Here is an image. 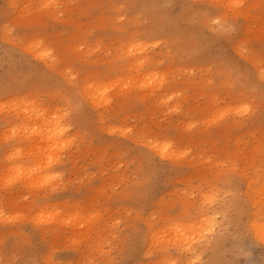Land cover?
I'll return each mask as SVG.
<instances>
[{
  "label": "rangeland",
  "instance_id": "obj_1",
  "mask_svg": "<svg viewBox=\"0 0 264 264\" xmlns=\"http://www.w3.org/2000/svg\"><path fill=\"white\" fill-rule=\"evenodd\" d=\"M162 1L0 0V264H152L161 255L162 261H157L160 264L170 260L175 263L168 264H264V235H259L263 238L258 240L249 227L255 216L264 223L262 194H254L261 179L264 181V0ZM251 3L257 6L252 7ZM209 17L211 20L205 19ZM157 38L162 40L155 42ZM150 40L155 43H148ZM143 45L148 53L141 48ZM28 47L39 48L43 57ZM124 47H129L130 52ZM145 53L149 58L153 56L149 59L153 62L145 58ZM134 55L146 60L141 71L150 67L146 73L151 72V78L144 69L140 73L143 80L136 82L135 77L141 76L136 66L124 68ZM119 56L125 62L130 56L131 61L123 63ZM108 78L109 84L103 83ZM84 79L88 83L99 81L101 85L91 82L93 87L91 83L89 86ZM64 80H68V85ZM151 80L159 84L155 86ZM82 82L84 87L79 86ZM117 83L125 87L119 88ZM139 83L150 84L151 88ZM160 84L164 86L158 87ZM80 88L93 93L89 94L90 101L86 91L85 95L80 94ZM128 89L132 92L126 93ZM94 97H101L102 101L96 105L98 100ZM25 105L29 106L28 111ZM236 106H245V110L240 109L244 110L241 113ZM35 114L42 118L38 120ZM62 116L63 119L58 118ZM20 122L24 124L22 128L18 126ZM47 128L69 132L58 136L61 142L54 139L53 146L45 136L36 137ZM15 131H19L20 138ZM36 141L43 145V152ZM155 141L154 144L160 141L169 145L173 154L168 149L163 154L162 144L151 149ZM42 142L51 145L45 147L52 152L46 151ZM53 147L55 151L51 150ZM168 152L169 157H178H165ZM9 154L16 159L5 157ZM9 162L23 167H11ZM9 166L12 170L5 169ZM250 177L256 182L250 184ZM246 182L252 189L256 184L257 189L252 190ZM205 191L207 195H202ZM209 191L215 193L214 200L219 202L209 201L213 198ZM200 195H209L204 198L208 203ZM256 196L262 198L260 202ZM255 197L257 203L251 206ZM201 212L208 217L215 213L211 219L216 218L219 224L209 225L212 231L205 226L203 233L200 230L199 235H193V241L203 236L198 238L200 241L196 238L194 245L189 246L190 239L185 241L182 245L189 246L190 253L182 246L171 245V241L164 245L163 237L159 241L154 235V240L148 237L158 224L163 225V219L165 224L170 220L190 221L192 217L200 222ZM214 220L211 224H215ZM156 240L159 244L162 241L160 248L156 246L159 250ZM148 243L154 244V249ZM164 248L168 251H162ZM189 257L193 258L191 263L184 262L183 259L191 260Z\"/></svg>",
  "mask_w": 264,
  "mask_h": 264
},
{
  "label": "bare ground",
  "instance_id": "obj_2",
  "mask_svg": "<svg viewBox=\"0 0 264 264\" xmlns=\"http://www.w3.org/2000/svg\"><path fill=\"white\" fill-rule=\"evenodd\" d=\"M151 1H152V0H151ZM156 1H157V0H156ZM10 2H11V1H10ZM154 2H155V1H154ZM154 2H153V3H154ZM159 2H160V0H159ZM162 2H163V1L161 0L160 3H162ZM229 2L231 3V0H229ZM254 2H256V0H255ZM254 2H253V4H254ZM259 2H260V1H259ZM261 2H262V0H261ZM8 4H9V3H8ZM49 4H50V5H49ZM49 4H48L49 6L52 5L51 3H49ZM227 4H228V3H227ZM227 4H226V5H227ZM251 4H252V3H251ZM253 4H252V5H253ZM46 5H47V4H46ZM99 5L102 6V4H99ZM159 5H161V4H159ZM186 5H187V4H186ZM230 5H231V4H230ZM234 5H235V2H234ZM257 5H258V2H257ZM257 5L255 4V5H253L252 7L257 6ZM11 6H12V5H11ZM153 6H157V7H158V4H156V5L153 4ZM153 6H152V7H153ZM231 6H233V4H232ZM250 6H251V5H250ZM261 6H263V5H261ZM261 6H260V7H261ZM160 7H162V6H160ZM182 7H183V6H182ZM187 7H188V6H187ZM224 7H225V6H224ZM228 7H230V6L228 5ZM260 7H257V8H260ZM154 8H155V10H156V7H154ZM194 8H195V7H194ZM197 8H198V7H197ZM11 9H12V7H11ZM159 9H160V8H159ZM180 9H181V8H180ZM200 9H201V8H200ZM14 10H15V9H14ZM171 10H172V8H171ZM191 10H192V9H191ZM159 11H160V10H159ZM159 11H157V12L159 13ZM183 11H184V10H183ZM191 13H192V12H191ZM163 14H164V13H163ZM176 14H177V13H176ZM195 14H196V13H195ZM160 15H161V14H160ZM191 15H192V14H191ZM199 15H200V14H199ZM176 16H177V15H176ZM192 16H193V15H192ZM194 17H195V16H194ZM207 17H208V16H207ZM183 18H184V17H183ZM191 18H192V17H191ZM202 18H203V17H202ZM211 18H212V16H211ZM134 19H135V18H134ZM205 19H206V20H207V19H210V17H209V18H205ZM212 19L215 20L214 18H212ZM216 19H218V18H216ZM34 20H35V19H34ZM202 20H203V19H202ZM210 20H211V19H210ZM213 20H212V21H213ZM129 21H130V20H129ZM176 21H177V20H176ZM215 21H216V20H215ZM217 21H218V20H217ZM219 21H220V20H219ZM189 22H190V20H189ZM208 22H210V21H208ZM179 23H180V22H179ZM199 23H200V22H199ZM210 23H211V22H210ZM204 24H206L205 21H204ZM216 24H217V23H216ZM218 24H219V23H218ZM185 25H186V24H185ZM207 25H209V23L206 24L205 26H207ZM211 25H212V24H211ZM213 26H214V25H213ZM219 26H220V25H219ZM194 27H195V26H194ZM203 27H204V26H203ZM207 27H209V26H207ZM223 27H224V26H223ZM128 28H129V27H128ZM130 28H131V27H130ZM195 28H196V27H195ZM195 28H194V29H195ZM209 29H211V28L209 27ZM128 30H129V29H128ZM190 30H191V29H190ZM211 31H212V30H211ZM175 32H176V31H175ZM193 32H194V31H193ZM206 32H207V31H206ZM77 33H79V32H77ZM77 33H75V34L79 36V34H77ZM210 33H211V32H210ZM124 34H126V33H124ZM129 34H130V33L128 32V35H129ZM168 35H169V34H168ZM172 35H173V34H172ZM78 36H75V37L78 38ZM136 36H137V35H136ZM208 36H209V35H208ZM212 36H213V33H212ZM73 37H74V36H73ZM75 37H74V38H75ZM82 37H83V35H82ZM123 37H124V36H123ZM127 37H128V36H127ZM149 37H150V36H149ZM163 37H164V35H163ZM163 37H161V38H163ZM187 37H189V36H187ZM125 38H126V37H125ZM129 38H130V37H129ZM133 38H134V37H133ZM150 38H151V37H150ZM78 39H79V38H78ZM136 39H138V38H136ZM151 39H153V38H151ZM157 39H158V40H156L155 42L159 41L160 38H157ZM165 39H167V37L164 38V40H165ZM186 39H189V38H186ZM186 39H185V40H186ZM207 39H208V38H207ZM160 40H162V39H160ZM119 41H120V40H119ZM133 41H134V40H133ZM137 41H138V40H137ZM152 41H154V39H153ZM152 41L150 40V42L148 41V43H151V44H152V43H155V42H152ZM165 41H166V40H165ZM188 41H189V40H187V42H188ZM123 42L125 43V41H123ZM128 42H129V41H127L126 43H128ZM139 42H141L140 39H139ZM139 42H138V43H139ZM120 43H121V42H120ZM133 43H134V42H132L131 44H133ZM141 43H146V42L143 41V42H141ZM165 43H166V42H165ZM122 44H123V43H122ZM131 44H129L128 46H131ZM134 44H135V43H134ZM125 45H127V44H125ZM135 45H136V44H135ZM121 46L123 47L124 44L121 45ZM136 46H137V45H136ZM143 46H144V45H143ZM183 46H184V45H183ZM125 47H127V46H125ZM125 47H124L125 50H127V49H128L127 51L130 50L129 47H128V48H125ZM145 47H146V45H145L144 47L141 46V48H144V50L146 51L147 49H145ZM29 48H30V50L32 49L31 47H28V49H29ZM137 48H138V47H137ZM32 50H33V49H32ZM34 50H36L37 53H33V54H37V56L40 55V56L43 57V54H41V53L39 52V48L35 47ZM34 50H33V51H34ZM122 50H123V49H122ZM141 50H142V49H141ZM141 50H140V51H141ZM159 50H160V49H159ZM161 50H162V48H161ZM161 50H160V52H161ZM163 50H164V49H163ZM138 51H139V50H137V52H135V53H137V55H139V54H138ZM145 51H144V52H145ZM31 52H32V51H31ZM129 52H130V51H129ZM129 52H128V53H129ZM131 52L133 53V51H131ZM141 52H142V51H141ZM146 52H147V51H146ZM168 52H169V51H168ZM70 53H71V52H70ZM126 53H127V52H126ZM139 53H140V52H139ZM147 53H148V52H147ZM147 53H145V55H146ZM122 54L124 55L123 52H122ZM133 54H134V53H133ZM143 54H144V53H143ZM128 55H129V54H128ZM130 55H131V53H130ZM145 55H144V56H145ZM132 56H133V55H132ZM132 56H131V57H132ZM140 56H141V53H140ZM148 56H150V55H146L145 58L147 57L148 60H149V59H153V56H152V58H151V57L149 58ZM128 57H130V56H127V58H126V59H127V60H126L127 62H128V59H129ZM45 58H46V57H45ZM133 58H137L136 55H134ZM133 58H132V61L134 60ZM147 58H146V59H147ZM119 59L122 60V59L120 58V56H119ZM119 59H118V60H119ZM155 59H156V58H155ZM155 59H154V60H155ZM43 60H45V59H43ZM83 60H84V59H83ZM116 60H117V59H116ZM116 60H114V62H116ZM148 60H147V61H148ZM252 60H254V59H252ZM85 61H86V60H85ZM129 61H131V60L129 59ZM132 61L127 63V62H125V61L122 60L121 62H123V63H124V62L127 63L126 66H125V64H124V66H125L124 68H127L128 66H131V69H133L132 66L135 65V66H136V69L140 71V72H139V71H137V70L135 69L136 72H137L136 74H138V72H139V74L142 73V72H144V69H146V70H145V73H146L147 69L150 68V67H148V68L145 67V68H143V71H141L142 67L144 66L143 64L146 62V60L143 59V58H140V57H139V58H137L133 63H132ZM149 61H151V60H149ZM155 61H156V60H155ZM82 62H83V61H82ZM94 62H95V61H94ZM114 62H113V63H114ZM151 62H153V61H151ZM87 63H88V62H87ZM91 63H92V62H91ZM107 63H108V62H107ZM113 63H112V64H113ZM116 63H118V62H116ZM116 63H115V65L118 66L119 64L117 65ZM123 63H122V65H123ZM147 63H148V62H147ZM168 63H170V61H169ZM105 64H106V63H105ZM91 65H92V64H91ZM115 65H113V66H115ZM255 65H256V63L254 64V66H255ZM104 66H105V65H104ZM113 66H111L112 69H113ZM145 66H149V65H146V64H145ZM255 67H256V66H255ZM259 67H260V65H259ZM259 67H258V69H260ZM50 68L52 69V67H50ZM95 68H96V67H95ZM103 68H104V67H103ZM124 68H123V70H125ZM151 68H152V67H151ZM263 68H264V67H263ZM54 69H55V68H54ZM96 69H97V68H96ZM116 69H118V68H116ZM119 69H120V68H119ZM119 69H118V71H119ZM127 69H128V68H127ZM127 69H126V70H127ZM129 69H130V68H129ZM131 69H130V71H131ZM95 71H97V70H95ZM100 71H102V70H100ZM105 71H106V70H105ZM114 71H116V70H114ZM114 71H112V72H114ZM256 71H257V69H256ZM259 71H260V70H259ZM259 71H258V72H259ZM263 71H264V70H263ZM40 72H41V71H40ZM63 72H64V71H63ZM109 72H110V70L108 71V73H109ZM112 72H111V73H112ZM125 72H126V71H125ZM261 72H262V71H261ZM261 72H259V73H261ZM61 73H62V72H61ZM61 73H60V74H61ZM106 73H107V72H106ZM114 73H115V72H114ZM147 73H148V72H147ZM147 73H146V74H147ZM149 73H150V78H151V72H149ZM149 73H148L147 75H146V74H144V75L148 76ZM62 74H66V73L64 72V73H62ZM123 74H125V73H123ZM123 74H122V75L120 74V75H121L120 77L123 76V78H124L125 76H124ZM262 74H263V73H262ZM88 75H89V74H88ZM90 75H91V74H90ZM140 75L142 76L143 74H140ZM112 76L115 77L116 74H115V75H112ZM118 76H119V75H118ZM118 76H117V78L119 79ZM130 76H132V75H130ZM135 76H137V75H135ZM141 76H139V77H138V76L135 77L136 80H137L136 82H138V80H140V81L143 80L142 78H143L144 76H142V77H141ZM146 76H145V77H146ZM155 76H156V77H155ZM155 76H154V77H155L154 79L156 80V78H158V77H157V75H155ZM62 77H63V76H62ZM64 77H67V76L65 75ZM228 77H229V76H228ZM86 78H87V77H86ZM111 78H112V77H111ZM117 78H116L115 80H117ZM133 78H134V75H133ZM249 78H250V77H249ZM62 79H63V78H62ZM64 79H65V78H64ZM82 79H83V78H82ZM120 79H121V78H120ZM120 79H119V81H120ZM127 79H128V77H127ZM127 79H126V81H127ZM152 79H153V78H152ZM258 79H259V78H258ZM65 80H66V79H65ZM65 80H64V82H65ZM84 80H87V79H84ZM95 80H96V79H95ZM110 80H111V79H110ZM110 80H109V78H108V82H107V81H104L103 83L106 82L107 84H109V81H110ZM124 80H125V79H124ZM124 80H121V82H122V81L124 82ZM131 80H132V79H131ZM157 80H158V79H157ZM67 81H68V80H67ZM67 81H66L65 83H67ZM112 81H113V80H112ZM119 81H118V82H119ZM129 81H130V80H129ZM134 81H135V80H134ZM140 81H139V82H140ZM146 81H147V80H146ZM148 81L150 82V79H149ZM158 81H160V78H159ZM158 81H157V82H158ZM73 82H74V81H73ZM73 82H71V84H72ZM76 82H77V80H76ZM84 82L87 83V85L90 86L89 83L92 82V83L94 84L95 81H94V82L91 81V82L88 83V80H87V82H86V81H84ZM116 82H117V81H115L114 83H116ZM127 82H128V81H127ZM127 82H126V84H127ZM132 82H133V80H132ZM149 82H148V83H149ZM151 82H154L153 85H155V86H157V85L159 84V83H157V85H156V84H155V81H152V80H151ZM161 82H162V81H161ZM161 82H160V83H161ZM164 82H165V80H164L162 83H164ZM203 82H204V81H203ZM227 82L230 83L228 80H227ZM252 82H253V81H252ZM92 83H91V86L93 87ZM111 83H113V82H111ZM119 83H120V82H119ZM133 83H134V85L136 84L135 82H133ZM144 83H146V82H144ZM144 83H143V84H144ZM69 84H70V83H69ZM71 84H70V85H71ZM95 84H100V85H101V83H99V81H98V83L95 82ZM95 84H94V85H95ZM107 84H105L106 87H107ZM117 84H118V83H117ZM128 84H129V82H128ZM139 84H141V83H139ZM143 84H141V85H139V86H142ZM151 84H152V83H151ZM164 84H165V83H164ZM210 84H211V83H210ZM65 85H66V84H64V86H65ZM67 85H68V83H67ZM76 85H77V84H76ZM87 85H86L85 88H88ZM113 85H114V84H113ZM113 85H112V86H113ZM115 85H116V84H115ZM144 85H145V84H144ZM147 85H148V84H146L145 86H147ZM72 86H75V85H72ZM79 86L84 87V86H83V82H82V85H79ZM79 86H78V88H79ZM96 86H97V85H96ZM96 86H95V88H96ZM98 86H99V85H98ZM102 86H104V85H102ZM102 86H100V87L102 88ZM121 86H122V84L120 85V87H119V84H118V87H119V88H121ZM130 86H131V90L133 91V89H132V85H131V82H130ZM130 86H129V87H130ZM137 86H138V85H137ZM145 86H143V87H145ZM150 86H151V85L149 84L147 87L149 88ZM162 86H164V85L162 84ZM162 86H161V84H160V86H158V87H162ZM106 87H104V88H106ZM109 87H110V86H109ZM114 87H117V85L114 86ZM124 87H125V85L122 86V88H124ZM143 87H142V88L139 87L140 90H142ZM199 87H200V86H199ZM263 87H264V86H263ZM68 88H70V86H69ZM74 88H75V87H74ZM85 88H84V90H83L82 88H80V89H81L80 92H82V90H83V92L80 93L81 95H82L83 93H84V95H85V93L88 91V90H85ZM134 88H135V87H134ZM137 88H138V87H137ZM137 88H136V90H138ZM150 88H151V87H150ZM150 88H149V89H150ZM72 89H73V88H72ZM88 89H91V88H88ZM92 89H94V88H92ZM92 89H91V90H92ZM109 89L111 90V88H109ZM109 89H108V90H109ZM113 89H114V88L112 87V90H113ZM152 89H153V88H152ZM154 89H155V87H154ZM159 89H160V88H159ZM260 89H261V88H260ZM73 90H75V89H73ZM97 90H98V89H97ZM101 90H102V89H101ZM105 90H106V89H105ZM108 90H107V91H108ZM120 90H121V89H120ZM134 90H135V89H134ZM160 90H161V89H160ZM160 90H159V91H160ZM84 91H86V92H84ZM92 91H93V90H92ZM95 91H96V90H95ZM103 91H104V90H103ZM118 91H119V90H118ZM132 91H131V92H132ZM148 91H149V90H148ZM148 91H147V92H148ZM155 91H156V90H155ZM242 91H243V90H242ZM88 92H89V91H88ZM88 92H87V93H88ZM93 92H94V91H93ZM100 92H101V91H100ZM104 92H105V91H104ZM115 92H117V91H115ZM123 92H126V91H123ZM129 92H130V91H129V89H128V92H126V93H129ZM131 92H130V93H131ZM90 93H91V92H90ZM90 93L86 94V95H88V96H86L87 98L89 97V94H90ZM94 93H95V92H94ZM97 93H99V92H97ZM121 93H122V90H121ZM92 94H93V93H92ZM92 94H90V96H91ZM106 94H107V93H105V95H106ZM251 94H252V92H251ZM84 95H83V96H84ZM99 95H101V94H99ZM64 96H65V95H64ZM66 96H67V95H66ZM66 96H65V97H66ZM68 96H69V94H68ZM68 96H67V97H68ZM103 96H104V95H103ZM103 96H102V98L105 97V96H104V97H103ZM106 96H107V95H106ZM116 96H117V94H116ZM132 96H133V94H132ZM245 96H246V95H245ZM117 97H118V96H117ZM122 97H123V96H122ZM91 98H93V97H91ZM100 98H101V97H99V99H100ZM102 98H101V99H102ZM64 99H65V98H64ZM66 99H68V98H66ZM94 99H95V100H96V99L98 100V101L96 100V101H97V104H96V101H95V100H94V102H93V103H95L96 105H98V102L102 101L101 99L99 100L98 98H95V97H94ZM104 99H105V98H104ZM107 99H108V96H107ZM107 99H106L105 101H107ZM88 100L90 101V97H89ZM92 100H93V99H91V101H92ZM64 101L66 102L67 100H64ZM70 101L72 102V98H71V96H70L69 102H70ZM118 101H120V100H118ZM243 101L245 102V100H243ZM17 102H18V101H17ZM17 102H16V103H17ZM19 102H22V101H20V99H19ZM19 102H18V103H19ZM248 102H249V101H248ZM93 103H92V104H93ZM65 104H68V102H66ZM95 104H94V105H95ZM241 104H242V103H241ZM245 104H246V103H245ZM248 104H249V103H247V106H248ZM0 106H1V105H0ZM2 106H3V105H2ZM25 106H26L27 111H28L29 106H28V105H25ZM247 106H246V108H248ZM12 107H13V106H12ZM12 107H11V108H12ZM17 107L20 108L19 106H17ZM17 107H16V108H17ZM236 107L239 108L238 110L241 112L242 110H240V109H244L245 106H244L243 108H240V106H236ZM241 107H242V106H241ZM5 109H7V108H5ZM5 109H4V110H5ZM13 109H15V108H13ZM24 109H25V107H24ZM235 109H236V108H233V111H235ZM10 110H11V109H10ZM22 110H23V109H22ZM228 110L231 111V108L228 109ZM244 110H245V109H244ZM244 110H243V111H244ZM6 111H7V110H6ZM30 111H31V110H30ZM30 111H29V113H30ZM236 111H237V109H236ZM236 111H235V112H236ZM243 111H242V112H243ZM13 112H16V111H13ZM20 112H21V111H20ZM22 112H23V111H22ZM31 112H32V111H31ZM242 112H241V113H242ZM10 113H11V112H10ZM23 113H24V112H23ZM215 113H216V112H215ZM25 114H26V113H25ZM32 114H33V112H32ZM216 114L218 115L219 113H216ZM232 114H233V113H232ZM35 115H36V114H35ZM37 115H41V114L38 113ZM37 115H36L35 117H37ZM239 115H240V114H239ZM24 116H25V115H24ZM44 116H45V114L43 115V117H44ZM58 116H59V115H58ZM218 116H219V115H218ZM218 116H217V117H218ZM17 117H18V116H17ZM27 117L29 118V116H27ZM30 117H31V115H30ZM46 117H47V116H46ZM209 117H211V116H209ZM217 117H216V118H217ZM234 117H235V115H234ZM37 118H38V120H40L39 118H42V116L37 117ZM47 118H48V117H47ZM49 118H51V117H49ZM49 118H48V119H49ZM58 118L63 119V116H62V118H61V117H58ZM235 118H239V116H238V117H235ZM235 118H234V119H235ZM30 119H31V118H30ZM43 119H44V118H43ZM51 119H52V118H51ZM51 119H50V120H47V121H45V122L47 123L48 121H51ZM208 119H210V118H208ZM208 119H207V120H208ZM32 120H33V118H32ZM55 120H56V118H55ZM55 120H54V121H55ZM30 121H31V120H30ZM52 121H53V120H52ZM57 121H58V120H57ZM235 121H236V120H235ZM33 122H34V121H33ZM40 122H41V121H40ZM59 122L61 123L62 120L59 121ZM206 122L209 123V120L206 121ZM210 122H212V118L210 119ZM22 123H24V122L22 121ZM42 123H44V122H42ZM50 123H53V122H50ZM14 124H16V123H14ZM24 124H25V123H24ZM24 124H21V122H20V124H18V126L20 125L21 128H22V126H23ZM30 124H31V123H30ZM35 124H36V126H37V123H35ZM57 124H58V122H57ZM57 124H56V125H57ZM63 124L66 125V123H64V122H63ZM63 124H61V125L58 124V125L63 126ZM68 124H69V123H68ZM230 124H231V123H230ZM235 124H236V123H235ZM262 124H263V123H262ZM262 124H261V125H262ZM16 125H17V124H16ZM32 125H33V124H32ZM40 125H42V124H40ZM40 125H39V126H40ZM47 125H48V124H47ZM47 125H46V126H47ZM52 125H53V124H52ZM237 125H238V124H237ZM251 125H252V124H251ZM263 125H264V124H263ZM39 126H38V128H42L41 126H40V127H39ZM46 126H45V127H46ZM254 126H255V125H254ZM14 127H16V126L14 125ZM25 127H27V124L25 125ZM28 127H29V126H28ZM31 127H33V126H31ZM31 127H30V128H31ZM48 127H49V126H48ZM67 127H69V126H67ZM67 127H66V128H67ZM189 127L191 128L192 126H189ZM238 127H239V126H238ZM12 128H13V127H12ZM34 128H35V126H34ZM63 128H64V127H63ZM66 128H65V130H66ZM247 128H248V127H247ZM255 128H256V126H255ZM17 129H18V127H17ZM17 129H16V131H17ZM24 129H25V128H24ZM26 129H28V128H26ZM31 129H32V128H31ZM31 129L29 130L30 132H32ZM11 130H12V129H11ZM40 130H41V129H40ZM42 130H43V129H42ZM247 130H248V129H247ZM253 130H254V129H253ZM262 130L264 131V129H262ZM262 130H261V131H262ZM7 131H8V130H7ZM16 131H15V132H16ZM63 131H64V130H61V129L58 130V129H54V128H53V129H48V128H47V129H44V132H42L41 134H37V136H36V135H35V136H36V137H40L39 139H41L42 137L45 136V138H46V140H47L46 142L48 143V140H49V144H52V143L54 142V141H53L54 139L58 138V136H62V135H64L65 132L67 133L68 129H67V131H65V132H63ZM245 131H246V130H245ZM259 131H260V130H259ZM8 132H9V131H8ZM15 132H14V134H15ZM23 132H24V131H23ZM62 132H63V134H61ZM68 132H69V131H68ZM32 133H33V132H32ZM34 133H36V132H34ZM34 133H33V134H34ZM46 133H47V134L49 133V135L47 136ZM66 133H65V134H66ZM248 133H249V132H248ZM252 133H253V132H252ZM260 133H262V132H260ZM9 134H10V133H9ZM9 134H8V135H9ZM23 134L25 135V133H22V135H23ZM30 134H31V133H30ZM33 134H32V136H33ZM50 134H51V135H50ZM250 134H251V133H250ZM253 134H254V133H253ZM5 135H7V134H5ZM11 135H12V134H11ZM11 135H9V136H11ZM16 135H17V136L20 135L19 131H18V133L16 132L15 136H16ZM27 135L30 136L29 133H28ZM27 135H26V138H27ZM69 135H70V134H69ZM32 136H31V137H32ZM46 136H47V137H46ZM66 136H67V135H66ZM259 136H261V134H260ZM18 137H19V136H18ZM18 137H17V139H19L21 136H20L19 138H18ZM62 137H63V136H62ZM254 137H255V135H254ZM4 138H5V137H4ZM29 138H30V137H29ZM29 138H28V139H29ZM33 138H35V137L33 136ZM33 138H30V139L33 140ZM60 138H61V137H60ZM258 138H259V137L257 136V139H258ZM261 138H262V137H261ZM12 139H13V138H12ZM35 139H36V138H35ZM64 139H65V138H64ZM64 139H63V140H64ZM198 139H200V138H198ZM253 139H254V138H253ZM1 140H2V139H1ZM14 140H15V138H14ZM23 140H24V137L21 139V141H23ZM43 140H44V138L42 139V141H43ZM57 140H59V138L56 139L55 141H57ZM65 140H66V139H65ZM195 140H196V139H194V141H195ZM255 140H256V139H255ZM255 140H254V141H255ZM15 141H17V140H15ZM18 141H19V140H18ZM38 141H40V140H38ZM59 141L61 142L62 140H59ZM67 141H68V140H67ZM254 141H253V142H254ZM25 142H26V141H25ZM34 142H35V141H34ZM34 142H32V144H33ZM36 142H37V141H36ZM46 142H45V143L42 142L43 144H45L44 147H45V146L48 147V145H46V144H47ZM50 142H51V143H50ZM157 142H158L159 145L162 144V146L160 147V151H162L163 154H164V152L166 151V149H168V147L170 148L169 145L165 146V145H163V143H159L160 141H157ZM161 142H166V141H165V140H164V141L161 140ZM13 143H14V142H13ZM37 143H38V142H37ZM56 143H57V142H56ZM58 143H59V142H58ZM154 143H156V141L152 143V146H151L152 148L149 146L151 149H154V147H155V149H156V147H159L158 144H154ZM261 143H262V142H261ZM19 144H20V143H19ZM25 144H26V143H25ZM25 144L23 143V145H25ZM34 144H35V143H34ZM38 144H40V143H38ZM259 144H260V143H259ZM16 145H17V144H16ZM52 145L54 146L55 144L53 143ZM252 145H253V144H252ZM252 145H251V147L254 146V145H253V146H252ZM260 145H261V144H260ZM12 146H13V145H12ZM12 146H11V148H12ZM14 146H15V145H14ZM21 146H22V145H21ZM50 146H51V145H50ZM50 146H49V147H50ZM57 146H58V145L56 144V148H57ZM24 147H25V146H24ZM37 147H38V145H37ZM41 147H43L42 144H40V148H39V149H41ZM49 147H48V148H49ZM249 147H250V146H248V148H249ZM251 147H250V148H251ZM254 147H255V146H254ZM256 147H257V146H256ZM16 148H17V147H16ZM19 148H21V147H19ZM45 148H46V147H45ZM42 149H43V148H42ZM42 149H41V151H42ZM46 149H47V148H46ZM57 149H58V148H57ZM171 149H172V148H171ZM251 149L254 151L256 148H254V149L251 148ZM4 150H5V148H4ZM13 150L15 151V149H13ZM13 150H12V151H13ZM37 150H38V148H37ZM44 150H45V149H44ZM51 150H54V147H53V149L51 148ZM55 150H56V149H55ZM55 150H54V151H55ZM172 150H173V149H172ZM20 151H21V150H20ZM46 151H48V152H52V151H49L48 149H47ZM46 151H45V152H46ZM157 151H158V150H157ZM167 151H169V149H168ZM167 151H166V152H167ZM250 151H251V150H250ZM2 152H3V151H2ZM18 152H19V149H18ZM18 152H17V153H18ZM37 152H38V151H37ZM42 152H43V151H42ZM162 152H160V154H162ZM169 152H170V151H169ZM169 152H168L167 155L165 154V157H167V158L169 157ZM173 152H174V151H173ZM246 152H249V150L246 151ZM246 152H245V153H246ZM17 153H16V154H17ZM19 153H20V152H19ZM19 153H18V154H19ZM21 153H22V152H21ZM157 153L159 154V152H157ZM170 153L173 154L172 152H170ZM174 153L176 154V153H178V152L175 151ZM242 153H243V152H242ZM242 153H241V154H242ZM6 154H7V153H6ZM11 154H12V152H11ZM16 154H15V155H16ZM49 154L52 155V153H48V155H49ZM54 154H55V152H54ZM163 154H162V156H163ZM182 154H183V153H182ZM182 154H181V156H182ZM251 154H254V153L251 152ZM251 154H250V156H251ZM257 154H258V152H257ZM7 155H8V154H7ZM19 155L21 156V154H19ZM179 155H180V154H179ZM0 156H1V155H0ZM16 156H18V155H16ZM40 156H41V155H40ZM46 156H47V155H46ZM52 156H53V155H52ZM52 156H50V157H52ZM170 156H171V155H170ZM174 156H175V157L172 156V157H169V158H173V159H174V158L178 157V156H176V155H174ZM5 157H7V158L9 157V159H10V157L12 158L13 156H10V154H9V156H5ZM43 157H44V156H43ZM43 157H42V158H43ZM262 157H263V156H262ZM45 158H46V157H45ZM163 158H164V156H163ZM252 158H253V157H252ZM1 159H2V158H1ZM13 159H16V158H12V160H13ZM18 159H19V156H18V158H17V162H18ZM36 159H37V158H36ZM51 159H52V158H51ZM249 159H250V158H249ZM6 160H8V159H6ZM6 160H5V161H6ZM12 160H11V161H12ZM20 160H21V157H20ZM20 160H19V161H20ZM45 160H46V159H45ZM250 160H251V159H250ZM253 160H254V159H253ZM1 161H2V160H1ZM3 161H4V159H3ZM14 161H15V160H14ZM52 161H53V160H52ZM52 161H50V162L52 163ZM242 161H243V160H242ZM245 161H247V160H245ZM42 162H43V161H42ZM247 162H248V161H247ZM251 162H253V161H251ZM9 163H10V162H9ZM12 163H13V162L10 163L11 167H12L16 162H14L13 165H12ZM43 163H44V162H43ZM51 163H50V164H51ZM47 164H49V162H48ZM244 164H245V163H244ZM249 164H250V163H249ZM3 165H4V164H3ZM5 165H6V164H5ZM15 165H16V166H15ZM15 165H14V167H17V166L23 167L22 164H20V165H19V164H18V165L15 164ZM25 165H26V164H25ZM247 165H248V164H247ZM189 166H190V165H189ZM248 166H249V165H248ZM27 167H28V165H27ZM242 167H243V166H242ZM6 168H10V166H9V167H5V169H6ZM10 169H11V168H10ZM16 169H17V168H16ZM8 170H9V169H8ZM11 170H12V169H11ZM11 170H10V172H11ZM18 170H19V169H18ZM24 170H25V169H24ZM24 170H23L22 172H24ZM31 170H33V169H31ZM35 170H37V168H36ZM242 170H244V168H243ZM245 170L247 171V169H245ZM209 171H210V170H209ZM214 171H215V170H214ZM8 172H9V171H8ZM12 172H13V171H12ZM15 172H16V171H15ZM17 172H18V171H17ZM20 172H21V171H20ZM26 172H27V170H26ZM199 172H200V171H199ZM191 173H192V172H191ZM214 173H215V172H214ZM214 173H213V174H214ZM217 173H218V172H217ZM217 173H216V174H217ZM11 174H12V173H11ZM32 174H33V172H32ZM37 174L39 175V173H37ZM37 174H36V175H37ZM200 174H201V173H200ZM218 174H219V173H218ZM246 174H247V173H246ZM250 174H251V173H250ZM256 174H257V173H256ZM6 175H7V174H6ZM17 175H20V174H17ZM22 175H23V174H22ZM34 175H35V173H34ZM188 175H189V174H188ZM240 175H241V174H240ZM244 175H245V174H244ZM247 175H249V174H247ZM254 175H255V174H254ZM9 176H10V175H9ZM25 176H26V175H25ZM251 176H252V175H251ZM257 176H259V175L257 174ZM257 176H256V180L259 181V178H257ZM11 177H13V176L11 175ZM16 177H17V176H16ZM18 177H19V176H18ZM23 177H24V176H23ZM26 177H27V176H26ZM40 177H41V176H40ZM216 177H217V175H216ZM248 177H249V176H248ZM248 177H247V180L249 179ZM252 177H253V176H252ZM29 178H30V177H29ZM33 178H34V177H33ZM184 178H185V177H184ZM201 178L203 179V175H202ZM201 178H200L199 180H201ZM214 178H215V177H213L212 179H214ZM219 178H220V177H219ZM263 178H264V177H263ZM19 179H20V178H19ZM25 179H26V178H25ZM25 179H24V181H25ZM251 179H252V178L250 177V180H251ZM253 179H254V178H253ZM253 179H252L251 181L249 180V181H250V182H249L250 184H251V182H252V183H253V182H256L255 179H254V181H253ZM22 180H23V179H22ZM27 180H28V179H27ZM27 180H26V182H27ZM35 180H36V179H35ZM38 180H39V178H38ZM199 180H198V182H199ZM205 180H206V179H205ZM261 180L263 181V179H261ZM31 181H32V180H31ZM203 181H204V180H203ZM211 181H212V180H211ZM211 181H209V182H211ZM262 181H261V182H262ZM9 182H10V181H9ZM28 182H29V181H28ZM38 182H39V181H37V182L35 181V182H33V183H36V185H37ZM201 182H202V180H201ZM214 182H215V181H213V184H214ZM243 182H244V181H243ZM247 182H248V181H247ZM247 182H246V184H247L246 186L249 185ZM261 182H260V183L257 182V183L260 184V187L258 188L257 192H255L254 194H255V195H256V193H259V195L262 194L263 201H264V183H263L262 186H261ZM263 182H264V181H263ZM38 184H39V183H38ZM259 184H258V185H259ZM29 185H30V184H29ZM22 186H23V185H22ZM249 186H250V188H251V185H249ZM249 186H248V187H249ZM207 187H208V186H207ZM196 188H198V186H196ZM205 188H206V187H205ZM208 188H209V187H208ZM211 188H212V187H211ZM211 188H209V189H211ZM192 189H193V188H192ZM251 189H252V188H251ZM251 189H250V190H251ZM254 189H257V188H256V184L254 185V188H253L252 190H254ZM244 190H245V189H244ZM247 190H248V189H247ZM252 190H251V191H252ZM201 191H202V190H201ZM203 191H204V190H203ZM211 191H212V190H211ZM213 191H214V190H213ZM209 192H210V191H209ZM215 192H216V191H215ZM249 192H250V191H249ZM252 192H254V191H252ZM252 192H251V193H252ZM171 193H173V192H171ZM174 193H175V192H174ZM174 193H173V194H174ZM210 193H211V192H210ZM210 193H208V194H210ZM213 193H214V192H213ZM221 193H223V192H221ZM247 193H248V192H247ZM176 194H177V192H176ZM176 194H175V195H176ZM188 194H189V193H188ZM204 194H206V191H205V193H203L202 195H204ZM211 194H212V193H211ZM214 194H215V193H214ZM214 194H212V196H210V198H211V197H213V198H212V199H209V201H210V200H213V201H211V202H216V201H215L216 199L214 200V198H215V197H214ZM219 194H220V193H219ZM219 194H218V196H219ZM226 194H227V193H226ZM248 194L250 195V193H248ZM252 194H253V193H252ZM190 195H192V193H191ZM198 195H199V194H198ZM206 195H207V194H206ZM206 195H205V197H206ZM245 195H246V194H245ZM245 195H244V196H245ZM255 195H253V196H255ZM178 196H180V195H178ZM200 196H201V195H200ZM208 196H209V195H208ZM208 196H207V197H208ZM218 196H217V197H218ZM220 196H221V195H220ZM246 196H247V195H246ZM201 197H202V196H201ZM205 197L203 196L202 199H204ZM207 197H206V198H207ZM251 197H252V196H251ZM256 197H258L257 199H258V201L260 202V201H261L260 199H262V198H261L260 196H256ZM256 197L254 198L255 200L252 199V200H254V201H251V206H253L252 203H257V199H256ZM259 198H260V199H259ZM199 199H200V198H199ZM186 200H187V199H185L184 201H186ZM200 200H201V199H200ZM207 200H208V199H206V200L204 199V201H207ZM204 201H202V204H203V205H204V203H205ZM247 201H248V200H247ZM203 202H204V203H203ZM217 202H219V201H217ZM217 202H216V203H217ZM221 202H222V201H221ZM186 203H187V202H186ZM192 203H193V202H192ZM195 203H197V202H195ZM207 203H208V201H207ZM207 203H206V204H207ZM209 203H210V202H209ZM233 203H236V202L234 201ZM238 203H239V201L237 202V204H238ZM241 203H242V202H241ZM261 203H262V202H261ZM197 204H198V203H197ZM197 204H196V205H197ZM200 204H201V202L199 203V205H200ZM202 204H201V205H202ZM213 204H214V203H213ZM218 204H221V203H218ZM258 204H260V203H258ZM160 205H161V204H160ZM214 205H217V204H214ZM229 205H230V204H229ZM232 205H233V204H232ZM241 205H242V204H241ZM249 205H250V202H249ZM254 205H256V204H254ZM41 206H42V205H41ZM197 206H198V205H197ZM207 206H208V204H207ZM207 206H206V208H208ZM211 206H212V205H211ZM226 206H227V205H226ZM243 206H244V205H243ZM256 206H257V205H256ZM180 207H181V206H180ZM201 207H202V206H201ZM213 207H214V206H213ZM216 207H218V206H216ZM254 207H255V206H254ZM259 207L262 209L261 205H260ZM185 208H186V210H187L188 207L186 206ZM192 208H193V207H192ZM241 208H242V207H241ZM251 208H252V207H251ZM263 208H264V207H263ZM42 209H43V208H42ZM204 209H205V208H204ZM204 209H203V210H204ZM213 209H214V208H213ZM244 209H245V208H244ZM43 210H44V209H43ZM188 210H189V209H188ZM214 210H215V209H214ZM227 210H229V209H227ZM253 210H254V208H253ZM257 210H258V209H257ZM190 211H191V210H190ZM197 211H198V210H197ZM211 211H212V210H211ZM239 211H240V210H239ZM241 211H242V210H241ZM243 211H244V210H243ZM247 211H248V210H247ZM249 211H251V210H249ZM187 212H188V211H187ZM219 212H220V211H219ZM244 212H246V211H244ZM255 212H256V211H255ZM258 212H259V211H258ZM258 212H257V213H258ZM160 213H161V211H160ZM188 213H189V212H188ZM201 213H202V212H201ZM204 213H205V212H204ZM204 213H202V214L199 215V216H200V222H198L197 220H193V219H192L193 217H192L190 221L187 220L186 222H183L182 219H181L182 222H180V220H179V221H178V220H176V221H175V220H174V221H171V220H170L171 222L169 221L168 223L166 222V224H165V220H166V219H163V221H164V222H162L163 225H162L161 223H160V224H161L162 226H161L160 224H158L157 229H154V230H156V231L154 232V234L151 233V235H149L148 237H151V238H152V236L154 235V238H157V240H158L159 238L163 237L162 239L164 240V242L166 241L164 245H166V243L169 244L170 241H171V243H172V244L170 243L171 245H176L177 247H178V246H182V247H181L182 250H185V252H186V250H187L188 253H190V252H189L190 249H189V248L187 249V247H189V246H191V245H194V242H196V241H195L196 238H197V240H199L198 238H201V237L197 236V237L195 238V240L193 241V240L191 239V238H194L193 235H199L198 233H199L200 230H201V233H203V232H202V229H205V228L208 227L209 225H210V226H211V225H212V226H213V225H216V223H217V222L215 221L216 218H215V220H214V218L211 219V217H212L213 215H215V213H213L212 216L210 215L211 213H210V214L208 213V214H209V217H208L206 214H204ZM216 213H217V211H216ZM253 213H254V212H253ZM257 213H256V214H257ZM262 213H263V212H262ZM176 214H177V212H176ZM198 214H199V212H198ZM217 214H219V213H217ZM254 214H255V213H254ZM160 215H161V214H160ZM164 215L167 216V214H163L162 216H164ZM180 215H181V214H180ZM192 215H194V213H192L191 216H192ZM156 216H157V215H156ZM174 216H175V214H174ZM188 216H189V215H188ZM191 216H189V217H191ZM196 216H197V215H196ZM249 216H250V213H249ZM260 216H261V214H260ZM167 217H168V216H167ZM216 217H218V216H216ZM219 217H220V214H219ZM252 217H253V216H252ZM252 217H251V218H252ZM258 217H259V215H258ZM261 217H262V216H261ZM146 218H147V217H146ZM146 218H144V219H146ZM157 218H158V217H157ZM160 218H161V217H160ZM160 218H159L158 220H162V219H160ZM183 218H187V216H186V217H183ZM198 218H199V217H198ZM253 218H254V217H253ZM148 219H149V218H148ZM169 219H171V218H169ZM210 219H211V220H214V221H215V224H214V223L211 224V222H210L211 220H210ZM254 219H255L254 221H253V219H250L253 223H252L249 227L251 228V226H252L253 231L255 232V233H254V232H253V233H254L255 235H257V236L254 235V237L258 238L259 235H261V236L264 235V223L262 222L263 220H261L260 218H258L262 223L259 222V220L257 219V216H255ZM256 219H257L258 221H257ZM250 220H249V222L251 223ZM149 221H150V220H148L147 223H148ZM188 221H189V222H188ZM194 221H195V222H194ZM217 221H218V220H217ZM240 221H241V220H240ZM244 221H246V220H244ZM57 222H58V221H57ZM187 222H188V223H187ZM212 222H213V221H212ZM59 223H60V222H59ZM205 223L208 224V225H205ZM244 223H245V222H244ZM148 224H149V223H148ZM202 224H204V227H202V226H203ZM217 224H219V223H217ZM241 224H242V223H241ZM201 225H202V226H201ZM222 225H223V224H222ZM242 225H243V224H242ZM159 226H161V227L159 228ZM205 226H206V227H205ZM210 226H209V227H210ZM212 226H211V227H212ZM209 227H208V228H209ZM211 227H210L209 231L214 230L213 228H212V230H211ZM220 227H221V226H220ZM239 227H240V226H239ZM244 227H246V226L244 225ZM154 228H155V227H154ZM158 228H159V229H158ZM252 228H251V229H252ZM206 229H207V228H206ZM246 229H247V228H246ZM150 230H151V229H150ZM147 231H148V229H147ZM147 231H146V232H147ZM151 231H153V229H152ZM242 231H243V230H242ZM148 232H149V231H148ZM167 232H170V233H169L170 235H171V233H172V235H171V236H170V235H167ZM206 232H207V230H206ZM149 233H150V232H149ZM149 233H148V234H149ZM201 233H200V234H201ZM204 233H205V232H204ZM148 234H147V235H148ZM147 235H145V236L147 237ZM205 235H206V233H205ZM205 235H204V236H205ZM237 235H238V234H237ZM169 236H170V237H169ZM200 236H202V235H200ZM207 236H208V235H207ZM209 236H210V235H209ZM211 236H212V235H211ZM261 236L258 238V240H260ZM164 238H166V239H164ZM202 238H203V236H202ZM202 238H201V239H202ZM204 238H205V237H204ZM211 238H212V237H211ZM218 238H220V237H218ZM262 238H263V237H262ZM262 238H261V240H262ZM152 239H153V238H152ZM152 239H151V242H152ZM189 239H190L191 241H190ZM263 239H264V238H263ZM146 240L148 241V240H150V239H146ZM153 240H154V239H153ZM157 240H156L155 243H154V244L157 243V245H155V247L158 246V247L160 248L161 246H159V245L162 243V241H160L161 243L159 244V242H158L159 240H158V241H157ZM188 240H189L190 242H188ZM185 241L188 242V243H190V245L188 244L189 246H187V245L184 246V245H185V244H184ZM192 241H193V242H192ZM199 241H200V240H199ZM263 241H264V240H263ZM263 241H262V243H263ZM148 242H150V241H148ZM151 242H150V244H151ZM164 242H163V243H164ZM191 242H192L193 244H191ZM201 242H202V241H201ZM201 242H200V244H201ZM209 242H210V241H209ZM152 243H153V242H152ZM148 244H149V243H148ZM150 244H149V246H148L149 248H150V246H151ZM154 244H152L153 247L151 246L152 249H154ZM182 244H184V245H182ZM186 244H187V243H186ZM171 245H170V247H171ZM146 246H147V244L145 245V248H146ZM176 246H175V247H176ZM148 247H147V249H148ZM185 247H186V248H185ZM196 247H197V246H196ZM156 248H157V247H156ZM190 248H191V247H190ZM193 248H194V247H193ZM193 248H191V249H193ZM203 248H204V246H203ZM214 248H215V247H213L212 249H214ZM249 248H250V247H249ZM152 249H151V250H152ZM165 249H166V248L162 249V251H165ZM218 249H219V248H218ZM144 250H145V249H143V251H144ZM157 250H159V249L157 248ZM157 250H156V255H157ZM166 250H167V249H166ZM177 250H179V249H177ZM200 250H201V249H200ZM167 251H168V250H167ZM179 251H180V250H179ZM193 251H196V249H194ZM146 252H148V251H146ZM146 252H145V254H146ZM180 252H181V251H180ZM180 252H179V253H180ZM183 252H184V251H183ZM213 252H215V250H214ZM242 252H243V251H242ZM165 253H166V252H165ZM165 253H164V255H165ZM179 253H177V254H179ZM217 253H219V251H217ZM244 253H245V252H244ZM143 254H144V252H143ZM168 254H169V252H168ZM198 254H199V253H198ZM214 254H215V253H214ZM181 255H185V254H181ZM186 255H187V254H186ZM193 255H194V254H193ZM157 256H158V255H157ZM166 256H167V255H166ZM187 256H190V255L188 254ZM197 256H198V255H196L195 258H196ZM199 256L201 257V254H199ZM164 257H165V256H164ZM192 257H193V256H192ZM200 257H199V258H200ZM214 257H216V255H215ZM214 257H213V258H214ZM156 258H157V257H156ZM159 258H161V259H159V260L162 261L163 256L161 255ZM165 258H166V257H165ZM172 258H173V257H172ZM178 258H181V257H178ZM187 258H188V257H187ZM189 258H190V257H189ZM197 258H198V257H197ZM197 258H196V259H197ZM157 259H158V258H157ZM167 259H168V258H167ZM190 259H191V260H189V259H183V260H185L184 262H186V261L188 260V261L191 263V261L193 260V258H190ZM218 259H219V258H218ZM159 260H157V261H159ZM163 260H164V259H163ZM179 260H181V259H179ZM151 261H152V260H151ZM155 261H156V260H155ZM155 261H154V262H155ZM157 261H156V262H157ZM165 261H166V260H165ZM181 261H182V260H181ZM188 261H187V262H188ZM148 262H150V261H148ZM154 262H153L152 264H154ZM168 262L175 263V262H173L172 260H170V261H168ZM168 262H166V263L168 264ZM177 263H178V262H177ZM208 263H210V262H207V264H208ZM156 264H160V263L157 262ZM164 264H165V263H164ZM169 264H171V263H169ZM182 264H183V262H182ZM187 264H188V263H187ZM192 264H193V263H192ZM194 264H195V263H194ZM259 264H260V263H259Z\"/></svg>",
  "mask_w": 264,
  "mask_h": 264
}]
</instances>
